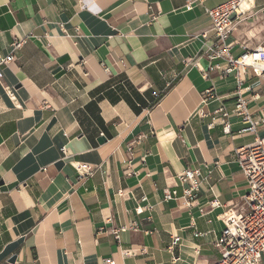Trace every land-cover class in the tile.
<instances>
[{
	"label": "crops",
	"instance_id": "obj_1",
	"mask_svg": "<svg viewBox=\"0 0 264 264\" xmlns=\"http://www.w3.org/2000/svg\"><path fill=\"white\" fill-rule=\"evenodd\" d=\"M229 1L0 0L1 55L28 37L0 68V264L218 263L225 209L208 202L230 206L248 194L235 151L256 135L239 134L237 117L229 135L213 121L236 104L234 78L205 79L185 63L204 46L194 37L211 30L206 10ZM231 42L235 57L264 47V0ZM198 65L208 68L204 58ZM211 86L219 99L202 106ZM242 87L261 118L264 77L249 72ZM75 163L96 172L79 182ZM186 169H201L192 209L163 201Z\"/></svg>",
	"mask_w": 264,
	"mask_h": 264
},
{
	"label": "built area",
	"instance_id": "obj_2",
	"mask_svg": "<svg viewBox=\"0 0 264 264\" xmlns=\"http://www.w3.org/2000/svg\"><path fill=\"white\" fill-rule=\"evenodd\" d=\"M256 0H231L215 9L206 10L211 20V30L204 32L194 38H201L204 46L199 57L208 62L207 69H201L198 59L185 63L186 67L197 68L205 79H209L212 72L220 71L223 77H233L237 85V100L232 109L222 106L213 115V121H222L224 133L231 134L232 117L241 120L243 128L239 134L256 135L255 142L238 148L235 151V160L247 183L248 194L240 203L223 205L221 201L214 197L208 202L212 210L225 209L220 216L225 224L219 239L215 242V247L219 251L220 259L217 264H264V138L258 136L259 128L264 127V114L256 119L248 109V101L243 89L244 76L252 73L259 78L264 77V47L255 49L244 48V52L235 57L231 53L233 43L231 42L233 30L236 23L242 19L253 8ZM209 33L213 34V40L209 39ZM28 37L17 40L13 44V52L4 57L0 53V68L8 65L15 59V53L26 43ZM3 74L0 72V79ZM162 94H154V102L146 110L149 113L160 101ZM216 88L211 86L202 94V106L218 100ZM204 116V115H203ZM63 158L68 159L66 149H62ZM146 158V156H145ZM78 172L79 182L85 183L93 177L95 168L86 163H75ZM211 174L208 167H205ZM201 169H186L179 175V186L175 189L164 191V202L178 201L187 209H192L197 203L202 188L200 179ZM180 189V191L178 190ZM121 197L122 191L118 192ZM138 213H142V208H137ZM200 213L205 215V210L200 209ZM127 227L115 230L119 238L120 233ZM138 230L137 224L129 227ZM199 235V233H198ZM132 250L125 251L128 255ZM103 264H115L112 259L103 261Z\"/></svg>",
	"mask_w": 264,
	"mask_h": 264
},
{
	"label": "water",
	"instance_id": "obj_3",
	"mask_svg": "<svg viewBox=\"0 0 264 264\" xmlns=\"http://www.w3.org/2000/svg\"><path fill=\"white\" fill-rule=\"evenodd\" d=\"M99 142L103 143V142H105V141H104L103 139H100ZM15 262H16V257H14V258H12V259L10 260V263H12V264H15Z\"/></svg>",
	"mask_w": 264,
	"mask_h": 264
}]
</instances>
